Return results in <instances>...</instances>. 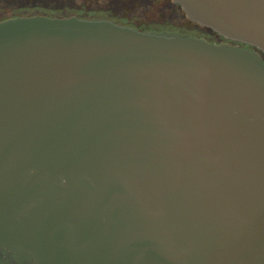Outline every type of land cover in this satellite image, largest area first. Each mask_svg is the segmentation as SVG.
<instances>
[{"label":"water","instance_id":"95a60500","mask_svg":"<svg viewBox=\"0 0 264 264\" xmlns=\"http://www.w3.org/2000/svg\"><path fill=\"white\" fill-rule=\"evenodd\" d=\"M173 1L253 47L0 19V264H264V0Z\"/></svg>","mask_w":264,"mask_h":264},{"label":"rangeland","instance_id":"374dc122","mask_svg":"<svg viewBox=\"0 0 264 264\" xmlns=\"http://www.w3.org/2000/svg\"><path fill=\"white\" fill-rule=\"evenodd\" d=\"M172 0H0V19L23 13V9L40 4L54 8L56 15L75 13L82 16H105L146 29L166 20L175 29L219 42L222 36L210 27L190 20L181 6ZM264 57V54H263Z\"/></svg>","mask_w":264,"mask_h":264},{"label":"trees","instance_id":"16d2710c","mask_svg":"<svg viewBox=\"0 0 264 264\" xmlns=\"http://www.w3.org/2000/svg\"><path fill=\"white\" fill-rule=\"evenodd\" d=\"M54 8L50 7H44L43 5L40 4H34L33 6L27 7L23 9V13H18V14H31V13H45L49 15H56L57 13H53ZM70 14H75V13H70ZM13 15H15L13 13ZM69 15V14H65ZM4 18V17H3Z\"/></svg>","mask_w":264,"mask_h":264},{"label":"flooded vegetation","instance_id":"af4514ba","mask_svg":"<svg viewBox=\"0 0 264 264\" xmlns=\"http://www.w3.org/2000/svg\"><path fill=\"white\" fill-rule=\"evenodd\" d=\"M172 3L174 4H177L176 2H174L173 0L171 1ZM146 29H156V30H161V29H169V30H174L175 27L173 24H171L170 22L166 21V20H162L160 23L157 24V27H155V25L151 26V27H148ZM223 40H227V41H230V42H233V43H239L240 45L244 46V45H247L245 43H242V42H237V41H234V40H231V39H226L224 37H222ZM222 39H220V41H223ZM249 47H253L251 45H247ZM263 54L264 52L261 51V55L263 57ZM264 59V57H263Z\"/></svg>","mask_w":264,"mask_h":264}]
</instances>
